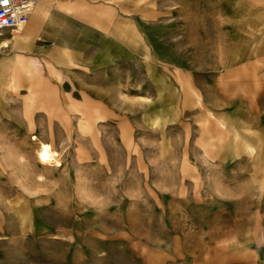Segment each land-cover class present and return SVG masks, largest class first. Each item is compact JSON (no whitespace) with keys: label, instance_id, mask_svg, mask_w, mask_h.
Instances as JSON below:
<instances>
[{"label":"rangeland","instance_id":"obj_1","mask_svg":"<svg viewBox=\"0 0 264 264\" xmlns=\"http://www.w3.org/2000/svg\"><path fill=\"white\" fill-rule=\"evenodd\" d=\"M90 1L109 5L112 19L72 26L63 41L0 47L13 66H0V142L17 151L26 140L33 156L31 134H45L73 166L99 147L106 167L122 164L119 193L107 186L117 176L99 173L93 181L109 196L98 206L96 190L78 194L73 213L63 206L34 218L36 204L15 182L7 200L33 224L22 236L5 211L0 237L8 225L12 237L0 239V264H208L214 255L215 264H253L242 253L264 264V138L252 133L256 119L264 133V0ZM118 23L133 26L143 47L118 39ZM104 105L109 118L98 117ZM82 112L95 119L78 123ZM67 136L78 144L61 149Z\"/></svg>","mask_w":264,"mask_h":264},{"label":"bare ground","instance_id":"obj_2","mask_svg":"<svg viewBox=\"0 0 264 264\" xmlns=\"http://www.w3.org/2000/svg\"><path fill=\"white\" fill-rule=\"evenodd\" d=\"M117 38L123 39L128 42H133L136 45H142V39L139 32H136L133 26L130 24L123 23L122 26L120 24H117ZM23 39L15 33H13V36H6L4 34L3 30H0V47H7L9 45L15 44L18 45L19 43H22ZM207 56L206 54L204 57L201 58L200 62H204L206 60ZM3 70H9L13 68L11 62L9 59H2L0 60V66H4ZM0 85H2L0 83ZM1 87V86H0ZM186 100L188 98H185ZM185 103V101H184ZM107 104V102H106ZM96 110H98L100 113L98 117H104L109 118L111 116V113L109 112V109L104 105L102 107H97ZM82 117H80V120H77V122H81L84 119H95L94 115H91L89 112H82ZM29 121L32 123V119H29ZM214 121L211 122L210 129L213 131L214 127ZM225 130L230 125V123H223L221 122ZM63 124V123H62ZM216 124V123H215ZM52 126V125H51ZM217 126V125H216ZM255 128H257L256 132L252 133L254 134L253 140L260 142V138H264V133H260V129L263 130L262 122L261 120L256 119L253 125ZM120 127V125H119ZM218 127V126H217ZM90 128V127H89ZM219 128V127H218ZM90 136L92 138H95V134L92 128H90ZM24 133H29V129L25 128L23 129ZM81 130H79L80 132ZM227 131V130H226ZM78 132V131H77ZM220 132H222L220 130ZM225 132V131H224ZM83 133V131H81ZM235 135L236 132H235ZM85 137V134H83ZM238 136V135H237ZM48 136L40 135L37 137L36 134H31L30 141H32L29 144H33L34 147V153L33 156H30L29 151L30 148L28 146H24L26 144V140H21L22 144L20 142V147L15 146L17 151L13 148V145L16 144V142L13 141H1L0 142V219L4 216L5 211H11L12 213L16 214L18 216V228L20 231H23V235H26L27 237L30 234H26L28 231L26 229L31 228L33 218L30 219L31 212L26 210L24 213H18L16 211V206L14 202H11V200H7L8 195H10L11 189L13 190L14 183L18 182V185L21 187L22 191H27L31 193L32 198L27 197L28 195L25 193H22L20 190L21 198L24 200H33L34 205L36 204V214L34 218L39 213L44 212H50V213H57L54 212L53 209H61L63 206H67L65 210L71 211V213L74 212L75 204V198L78 194L82 193H96L98 196L94 197L95 195L92 194L90 196V203L94 204L95 206H98L101 202H98L97 200H105V198H108L109 193L106 191L107 186L112 185L114 187V193L118 195L119 193V185L121 184V178L122 174L124 172H121V163H116L112 168L110 169L107 166L108 162V156L104 155L103 151L99 150V147H93V151L95 152H89V153H83V155H80L78 157L77 161H75V166L68 165L67 163L63 164L64 156L60 153H57L56 151H53L49 144L42 141L43 138ZM50 137V136H49ZM68 139L69 142H66ZM85 140V139H84ZM233 141H235V137L233 138ZM240 142V141H239ZM77 143L78 141L71 138L70 136L64 138V141L61 144V149L65 148L68 144V148L73 144ZM95 145H97V142H94ZM21 148V149H20ZM26 151L27 154H24L20 151ZM103 150V148H102ZM137 149L134 148V151ZM36 151V152H35ZM246 151V150H245ZM62 153V152H61ZM97 153V154H96ZM209 156H211V152L208 153ZM214 155L216 153L214 152ZM29 156L31 158H29ZM107 156V157H106ZM220 156V155H219ZM94 164H102L105 166L104 170L107 172H103L102 169H92L91 171L88 170V168H83L87 165H94ZM120 164V166H119ZM223 164H220V166ZM117 168V169H116ZM81 169V170H80ZM60 171L63 172V174L58 175V178L51 174V172H55L56 174H60ZM71 172H75L73 177L70 176ZM103 172V173H102ZM105 176L104 180L108 179L111 175H114L111 179V183L107 184V186H101V182H94L93 179L98 176V174ZM117 181L119 183H117ZM257 183L259 184V181L257 180ZM17 187V186H16ZM40 188V189H39ZM107 192V193H106ZM122 194V193H121ZM120 194V195H121ZM103 196V199L100 197ZM100 197V199H99ZM65 201V203H63ZM51 204V208L49 210H44L39 204ZM11 204V205H10ZM104 205H107L104 203ZM64 210V209H63ZM59 212V210H57ZM8 223V222H7ZM241 225V224H240ZM243 226H239V230ZM1 228V223H0ZM12 227L11 225H8L6 228V233H1L2 235H7L2 239V236L0 239H2L3 242H8L10 238L12 237ZM250 240L254 241V239H246L245 241ZM247 242H245L246 244ZM8 248V247H6ZM240 258L245 261H250L253 264H255V260L251 258V256L247 253H242L240 255ZM211 262L208 264H215L213 261L216 260H222L220 257H217L214 255L213 257L208 258Z\"/></svg>","mask_w":264,"mask_h":264},{"label":"crops","instance_id":"obj_3","mask_svg":"<svg viewBox=\"0 0 264 264\" xmlns=\"http://www.w3.org/2000/svg\"><path fill=\"white\" fill-rule=\"evenodd\" d=\"M111 11L109 5L92 3L90 0H36L26 26L17 31L23 39L19 43L22 44L20 47L28 42L25 37L42 38L44 42L68 39L61 32L70 31L72 26L82 29L90 26L94 30V27L112 19ZM71 15L76 21L68 20ZM10 30L12 29L4 28V33H9Z\"/></svg>","mask_w":264,"mask_h":264},{"label":"built area","instance_id":"obj_4","mask_svg":"<svg viewBox=\"0 0 264 264\" xmlns=\"http://www.w3.org/2000/svg\"><path fill=\"white\" fill-rule=\"evenodd\" d=\"M35 0H0V30L4 28L19 31L26 24L34 8Z\"/></svg>","mask_w":264,"mask_h":264},{"label":"snow or ice","instance_id":"obj_5","mask_svg":"<svg viewBox=\"0 0 264 264\" xmlns=\"http://www.w3.org/2000/svg\"><path fill=\"white\" fill-rule=\"evenodd\" d=\"M5 3H7V0H4Z\"/></svg>","mask_w":264,"mask_h":264}]
</instances>
